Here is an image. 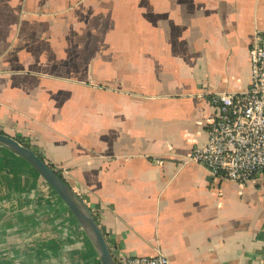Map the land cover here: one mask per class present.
<instances>
[{
    "label": "crops",
    "instance_id": "0c3cea01",
    "mask_svg": "<svg viewBox=\"0 0 264 264\" xmlns=\"http://www.w3.org/2000/svg\"><path fill=\"white\" fill-rule=\"evenodd\" d=\"M264 0H0V132L91 208L117 264H264V180L191 161L214 95L248 89ZM0 264H102L71 209L0 145Z\"/></svg>",
    "mask_w": 264,
    "mask_h": 264
},
{
    "label": "built area",
    "instance_id": "2783aa9c",
    "mask_svg": "<svg viewBox=\"0 0 264 264\" xmlns=\"http://www.w3.org/2000/svg\"><path fill=\"white\" fill-rule=\"evenodd\" d=\"M248 89L213 96L217 107L207 125L208 140L190 160L204 165L215 180L249 183L264 180V29L255 31L250 48ZM123 264H170L162 253L130 256Z\"/></svg>",
    "mask_w": 264,
    "mask_h": 264
},
{
    "label": "water",
    "instance_id": "95a60500",
    "mask_svg": "<svg viewBox=\"0 0 264 264\" xmlns=\"http://www.w3.org/2000/svg\"><path fill=\"white\" fill-rule=\"evenodd\" d=\"M0 145L10 148L12 151L23 157L59 194L95 245L102 264H117L106 236L93 211L82 197L59 175V173L43 160L35 150L21 143L15 137L0 132Z\"/></svg>",
    "mask_w": 264,
    "mask_h": 264
},
{
    "label": "trees",
    "instance_id": "16d2710c",
    "mask_svg": "<svg viewBox=\"0 0 264 264\" xmlns=\"http://www.w3.org/2000/svg\"><path fill=\"white\" fill-rule=\"evenodd\" d=\"M20 141V140H19ZM21 143H23V144H25V145H27V146H29V147H31L30 146V144H28L26 141H24V140H21L20 141ZM40 156V155H39ZM42 159H43V157L42 156H40ZM44 160V159H43ZM51 166V165H50ZM51 167H53V166H51ZM53 169H55L54 167H53ZM57 171V170H56ZM58 173H59V175L64 179V177L62 176V174H61V172H59V171H57ZM65 180V179H64ZM66 181V180H65Z\"/></svg>",
    "mask_w": 264,
    "mask_h": 264
}]
</instances>
